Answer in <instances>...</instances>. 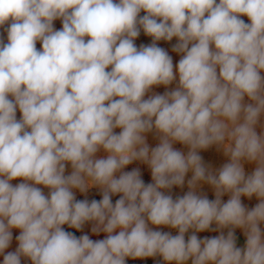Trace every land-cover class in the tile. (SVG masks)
<instances>
[{"label": "clouds", "instance_id": "1", "mask_svg": "<svg viewBox=\"0 0 264 264\" xmlns=\"http://www.w3.org/2000/svg\"><path fill=\"white\" fill-rule=\"evenodd\" d=\"M9 21L8 42L0 40L3 264H21V257L126 264L156 256L166 264H264V132L256 131L264 114V0H0V27ZM141 29L152 43L138 48ZM173 37L172 51L183 54L175 71L156 43ZM177 76L173 90L145 99ZM153 130L160 142L150 149L145 134ZM177 142L189 148L186 155ZM214 145L230 159L216 173L198 154ZM101 149L106 158H96ZM133 161L148 165L151 183L139 169L122 171ZM243 161L256 164L247 177ZM189 171V191L166 194ZM17 178L23 182L13 186ZM201 183L212 186L214 200L197 194ZM92 187L101 200L76 199L73 189ZM253 195L260 202L247 210L241 197ZM86 222L106 238L63 227L80 231ZM235 228L244 229V248L236 246ZM12 229L20 230L19 246L4 254ZM206 230L220 235L195 234Z\"/></svg>", "mask_w": 264, "mask_h": 264}, {"label": "rangeland", "instance_id": "2", "mask_svg": "<svg viewBox=\"0 0 264 264\" xmlns=\"http://www.w3.org/2000/svg\"><path fill=\"white\" fill-rule=\"evenodd\" d=\"M218 2V0H217ZM146 13L142 10L141 13L139 14L140 16L145 15ZM242 20H244L245 23H250V20L248 19L247 16H241L240 17ZM10 26V21L9 23H6L3 27H0V40H3L4 43H7V31L5 29H7ZM53 27L54 30H61L63 27V23H62V19H56L53 21ZM85 39H88V37H85ZM135 45L139 48L141 45H151L152 43V37L147 36L144 34L143 30L141 29L140 31V35L135 39L134 41ZM157 46L161 47L163 49H165L168 54L172 57L173 60V65H174V71H175V66L178 64L179 60L182 57V53H176L174 51H172L173 46L178 43V38L173 37V39L171 41H165V40H160L157 41ZM36 47L38 50H42V42L37 41L36 42ZM110 70V67L109 69ZM261 75H264V72L261 73ZM178 84V76H177V80L174 81L171 85L165 87L163 85L160 86H153V88L150 90L149 93L146 94L145 99L148 98V96H151L153 93L156 94H164L167 91H171L173 90ZM119 97H116V99H118ZM9 99H14L13 97L9 96ZM246 104L250 103L251 101L248 100L247 97H245V101ZM22 114L20 113L19 109L17 108V112H16V117L19 120L21 118ZM121 131V129L117 128L114 129L115 133H119ZM256 131L258 134L264 132V114L261 115L259 122L256 126ZM146 143L148 144L149 148H154L156 146H158L159 144V136L157 135V133L155 132V130H153L152 132L146 133ZM173 147L176 150L182 151L185 155L187 154V152L189 151V148L186 145H182L180 143H175L173 145ZM199 155H201L202 159H203V163L205 164L206 167H208L211 171H213L214 173L218 172L220 168H222V166L228 162H230L229 157L225 156L223 153V149L218 148L217 146H211L209 149L207 150H199ZM107 153L101 149L100 151L97 152L96 154V158H106L107 157ZM244 164V169H245V175L246 177L248 175H251L256 167V164L254 162H247V161H243ZM133 169H139L141 174H145L149 177H151V170L148 167V165L142 163L141 161H133L131 164L125 166L124 169H122V171H132ZM72 172V168H71V164L67 163L66 164V169H65V175H70ZM120 173H117L116 176L118 178ZM193 175L192 171H189L186 176H185V183L184 186L189 190L188 188V184L187 181L189 179H191ZM23 182L22 178H17L13 181H11V183L13 184V186H15L16 184H19ZM36 187H39L42 189L43 193L47 196L49 194V189L44 187L43 185H36ZM95 191H101L98 187H92L90 188L86 193H81L78 189H73V192L76 196H81V195H89ZM198 195H215V191L212 188L211 185L206 184V183H201L200 186L197 188L196 190ZM231 194L230 193H225L221 199L223 202H227L228 199H230ZM241 202L243 204V206L247 209V210H251L253 209L260 201L259 199L253 195V197L248 198L246 196H242L241 197ZM93 226V222H89L88 224L84 225L83 229L80 230L78 237H80L81 235H89V237L93 240H99V239H104L107 236V233H99V234H94L91 232V228ZM261 231L264 232V223H261L260 225ZM159 227V226H158ZM156 226V228H158ZM212 228H216V225L213 224L211 226ZM153 228V227H152ZM119 229L116 230V232H118ZM163 231H168V230H162ZM227 231L228 229H224V235H227ZM234 233H238V234H242L244 235V229L242 228H235L234 229ZM20 234V230L19 229H12V241L10 242L9 247L5 250L4 254H7L8 252H14L16 250V248L19 246V242L16 239V237ZM116 234V233H113ZM197 235V237L199 239H204L205 237L207 238H213V237H217L220 235V231H212V230H206V231H202V232H196L195 233ZM245 236V235H244ZM0 264H3V255H0ZM21 264H31V262L24 257H21ZM188 264H191V261H188Z\"/></svg>", "mask_w": 264, "mask_h": 264}, {"label": "trees", "instance_id": "3", "mask_svg": "<svg viewBox=\"0 0 264 264\" xmlns=\"http://www.w3.org/2000/svg\"><path fill=\"white\" fill-rule=\"evenodd\" d=\"M141 178L145 182V184L152 182L151 177H149L145 174H141ZM188 191L189 190L184 185L182 187L173 186V188L170 191L166 190V194H170V195H172L173 199H176L177 197H182ZM205 196L210 200L215 199V195H205ZM119 198H120V194L112 196L113 204ZM76 199L77 200H85L86 199L89 202H91L92 200L99 201L102 199V192L101 191H95L89 195L76 196ZM88 223L89 222H86L85 225ZM63 227L66 231L72 232L74 235H76L78 237L80 231H77L74 228H69L67 225H64ZM150 227H153V230H159V231L168 230L167 232L166 231H163V232L170 233L173 236L178 235L177 229H173V228L168 227V226H159L158 228H156V226L150 225ZM191 234H193V233H192V230L190 229L189 232L185 234V239L187 240V238ZM234 235L236 237V246L240 247V248H244L246 246V236H244L242 234H238V233H234ZM126 264H166V262L163 261L162 257L156 256V257H148V258H143V259L126 258Z\"/></svg>", "mask_w": 264, "mask_h": 264}]
</instances>
